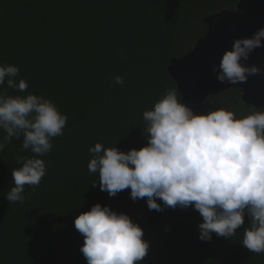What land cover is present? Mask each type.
<instances>
[{
  "label": "trees",
  "instance_id": "obj_1",
  "mask_svg": "<svg viewBox=\"0 0 264 264\" xmlns=\"http://www.w3.org/2000/svg\"><path fill=\"white\" fill-rule=\"evenodd\" d=\"M239 1L0 0V66H17V83L29 85L24 93L7 94L43 96L68 117L51 151L37 157L46 175L38 187L25 186L23 203H10L6 195L13 169L21 166L16 157L34 154L22 149V136L0 152V264H87L74 219L95 204L141 227L149 249L140 264H264V253L240 243L247 215L235 236L213 233L205 242L198 238L202 217L192 207L173 209L157 198L163 210H149L146 198L134 202L129 189L110 197L87 169L88 149L96 143L125 153L147 145L143 112L167 90H177L167 71L170 60L204 37L207 17L234 12ZM116 76L123 84L114 83ZM178 99L182 103L179 92ZM253 107L230 88L191 110L227 109L239 119Z\"/></svg>",
  "mask_w": 264,
  "mask_h": 264
},
{
  "label": "clouds",
  "instance_id": "obj_2",
  "mask_svg": "<svg viewBox=\"0 0 264 264\" xmlns=\"http://www.w3.org/2000/svg\"><path fill=\"white\" fill-rule=\"evenodd\" d=\"M264 28L251 38L237 39L219 63L220 83L238 84L261 72L243 66L250 53L262 44ZM217 69L214 67L213 72ZM19 68L0 66V152L13 138L21 136L22 149L34 155H18L21 165L12 171L14 186L6 199L23 203L25 186L38 187L46 175L42 157L53 147V138L62 136L68 117L43 96H9L7 89L24 93L28 83H17ZM115 84L123 78L113 77ZM148 134L147 145L127 153L101 143L89 147L90 173H97L99 188L110 197L129 189L135 202L146 198L149 210L162 211L157 198L170 208L192 207L202 217L199 239L210 241L212 234L231 238L249 219L240 242L248 251L264 253V108L236 118L231 110L217 109L206 114L194 112L178 99L176 89L167 90L142 114ZM96 182V181H95ZM95 182L93 186H95ZM74 228L83 236L80 252L87 264H140L149 244L141 227L130 217L95 204L74 219Z\"/></svg>",
  "mask_w": 264,
  "mask_h": 264
},
{
  "label": "water",
  "instance_id": "obj_3",
  "mask_svg": "<svg viewBox=\"0 0 264 264\" xmlns=\"http://www.w3.org/2000/svg\"><path fill=\"white\" fill-rule=\"evenodd\" d=\"M205 22L208 28L204 37L189 53L171 59L167 68L182 103L193 109L210 96L238 88L245 103L264 107V47L254 49L246 61H240L243 66H256L261 70L259 74L250 75L246 82L235 85L216 79L222 55L232 50L233 42L251 38L264 28V0H240L236 11L209 16Z\"/></svg>",
  "mask_w": 264,
  "mask_h": 264
}]
</instances>
